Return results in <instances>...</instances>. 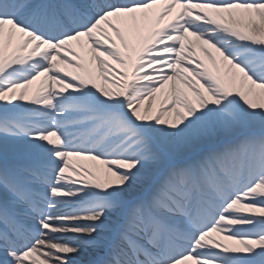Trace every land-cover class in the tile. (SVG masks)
<instances>
[{
	"label": "snow or ice",
	"instance_id": "obj_1",
	"mask_svg": "<svg viewBox=\"0 0 264 264\" xmlns=\"http://www.w3.org/2000/svg\"><path fill=\"white\" fill-rule=\"evenodd\" d=\"M0 264H264V0H0Z\"/></svg>",
	"mask_w": 264,
	"mask_h": 264
},
{
	"label": "bare ground",
	"instance_id": "obj_2",
	"mask_svg": "<svg viewBox=\"0 0 264 264\" xmlns=\"http://www.w3.org/2000/svg\"><path fill=\"white\" fill-rule=\"evenodd\" d=\"M197 52H198V55H200V57H201L202 59H204L206 63H209V62L207 61V58L204 56L203 53L199 52V50H197ZM34 87H35V85L33 86V88H34ZM160 99H162V96L158 94L156 104L153 106V107H154V110H155L156 108L159 107V101H160ZM84 163L91 164L92 162L84 161Z\"/></svg>",
	"mask_w": 264,
	"mask_h": 264
}]
</instances>
